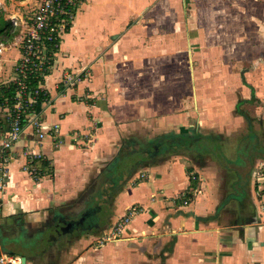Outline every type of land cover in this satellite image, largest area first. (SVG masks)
Segmentation results:
<instances>
[{
    "label": "crops",
    "instance_id": "obj_1",
    "mask_svg": "<svg viewBox=\"0 0 264 264\" xmlns=\"http://www.w3.org/2000/svg\"><path fill=\"white\" fill-rule=\"evenodd\" d=\"M93 1L80 14L77 26L64 36L55 66L44 80L49 103H42L35 113L28 115L22 137L14 147L15 158L8 166L9 177L3 176L0 164V216H16L21 228L33 226L37 235L31 239L36 243L45 239L54 243V247L30 258L31 261L27 256V263L264 264V195L261 194L264 183H258L255 170L246 162L243 152H238L232 160L236 148L229 153L225 142L215 148L214 154L181 152L130 173L118 187L114 203V195L110 196L113 218L116 223L134 205L143 207V211L113 241L97 244L96 240L109 231L108 227H102V222L88 230L73 226L60 230L64 224H71L75 214L81 217L91 209L99 201V194L106 198V188L102 187L103 182L110 185L111 179L105 173L111 166H116L129 150L146 148L152 140L141 142L145 147L136 145L130 140L137 137L134 133L153 132V127L157 131L170 129L159 120L153 121L164 108L154 100L153 90L147 96L138 89L137 76L132 75L130 68L121 71V62L125 60L120 53L122 46L112 45L110 41L106 44L104 28L95 30V39L88 38V31L100 28L95 27L101 19V13L95 11L99 6L97 1L128 6L136 2L132 4L135 6L138 0ZM132 38L127 56L134 57L131 65L138 68L137 62L143 55L147 59L149 52L143 54ZM16 40L8 44L0 39L4 46L0 74L12 68V73L3 74L6 78L0 79V84H7L16 76V65L22 58L19 37ZM66 68L78 73L87 69L89 74L74 89L63 85L60 88ZM146 83L153 85L150 78ZM244 92L246 99L248 88ZM163 98L167 100L166 95ZM35 118L43 122L47 133L40 141L32 125ZM54 125L60 127L57 137ZM214 128L216 133L222 132L217 136L220 140L228 136L224 133L238 132V125L228 126L227 132L217 125ZM8 130L7 109L0 106V143ZM195 135L217 139L201 133ZM30 149L43 153L51 162L50 172L38 181L27 170ZM254 163V168H259L264 164V156L256 157ZM244 166L246 170L242 169ZM188 169L195 170L197 181L188 175ZM185 200L189 203L185 204ZM106 201L107 198L102 204L109 206ZM45 228L49 229L46 238L40 236ZM38 260L42 262L37 263Z\"/></svg>",
    "mask_w": 264,
    "mask_h": 264
},
{
    "label": "rangeland",
    "instance_id": "obj_2",
    "mask_svg": "<svg viewBox=\"0 0 264 264\" xmlns=\"http://www.w3.org/2000/svg\"><path fill=\"white\" fill-rule=\"evenodd\" d=\"M1 1L0 19L10 22L11 14L33 15L40 0ZM90 2L94 3L93 0H79L66 34L71 33L77 26L81 20L80 14L86 11ZM97 3L99 6L95 11L97 14L101 13V19L95 27L100 28L88 31V38L95 39V30L104 28L103 40H106V44L110 41L112 45L122 46L120 53L125 60L121 62V71L125 72L126 68H130L132 75L137 76L138 89L147 93V96H150L149 92L153 90L152 96L156 103L164 106L157 116L153 117V121L170 127L169 130L157 131L158 129L153 127V132H137L134 133L137 137H130V140L141 146V142H147L145 139H152L147 143L150 146L151 143L157 145L162 138L169 139L184 134L194 137L195 133H201L217 138L215 145L218 147L225 142L229 153L236 148L232 159L234 160L238 152H244L250 143L247 137L252 131L257 135L253 140L256 142V148L254 143H250L251 150L244 159L253 167L255 173L258 169L254 168L256 164H253V161L256 157L264 156V0L261 4L259 0H147L146 3L145 0H138L136 8L132 5L136 2H131L130 6L126 3ZM130 8L132 9L129 10ZM0 29L6 30V33L0 32V39L10 44L17 42L16 37L21 34L22 27L4 23L0 25ZM130 38L134 45L136 43L141 48L143 54L149 52L147 59L143 55L137 62L138 68L131 65L134 57L131 59L127 56ZM10 71L12 73V68L5 69L0 74V79H5L3 74ZM147 78L153 82L152 86L146 83ZM242 84L245 86H241ZM247 88L249 95L244 99V91ZM165 95L166 101L163 98ZM183 114L185 117H182ZM193 123L195 125L191 126ZM214 125L225 129V132L228 131V126L238 125V132L224 133L228 136L220 140L217 136L222 132L213 131ZM143 128L146 126L139 130ZM215 148L213 149L216 150ZM222 150L218 148V151ZM172 155L175 154L160 155L157 161L163 158L166 160L165 157L168 156L170 159ZM262 166L264 164L260 165ZM246 168L244 166L242 169ZM187 173L190 177L197 174L193 169H188ZM103 184L102 188H106V198L110 205L102 204L104 212L101 220L102 227H108L109 231L96 240L98 245L114 239L112 232L116 220L113 218V203L119 194L118 191L110 193V185L104 182ZM99 195L102 197H98L99 200L106 199L103 194ZM113 195L112 203L110 196ZM137 207L140 211L136 215L143 211V207ZM77 215L70 218L78 220L80 215L79 218ZM129 215L130 209L120 219L121 222ZM16 220V216H0V251L4 252L3 249L8 248L28 256L31 261L30 258L45 254L54 247V243L46 239L36 243L33 239L37 231L32 230L33 226L21 228ZM46 229L40 236H48L49 229ZM41 262L42 260H38L37 263Z\"/></svg>",
    "mask_w": 264,
    "mask_h": 264
},
{
    "label": "built area",
    "instance_id": "obj_3",
    "mask_svg": "<svg viewBox=\"0 0 264 264\" xmlns=\"http://www.w3.org/2000/svg\"><path fill=\"white\" fill-rule=\"evenodd\" d=\"M79 0H40L38 6L31 16L22 14H11L9 19L13 27H22L19 35L21 43L22 58L16 65V76L12 80L17 85L16 103L14 109H7V118L9 122V130L0 143V164L3 167V176L9 177L8 166L15 158L14 147L21 139L25 130L26 120L29 113L27 106L35 103V100L41 95H45L43 103H49V91L44 88V82L39 83L36 89H31L29 78L36 74H43L52 70L55 66L57 53L61 50V45L68 29L73 13L77 10ZM36 4V5H37ZM2 2L0 0V6ZM4 46L0 43V55L3 53ZM50 50L52 51L50 53ZM85 74L89 71L83 69L78 72L65 70L59 87L62 85L66 89H74L79 82L85 79ZM38 141L43 140L47 133L44 129L43 122L35 118L32 120ZM59 125L53 126L54 136L57 137L60 133ZM29 163L27 170L30 176L38 181L41 180L51 170V162L43 153L36 152L32 149L27 152ZM48 162L47 169L43 171L41 162ZM50 168V170H49ZM256 175L258 183H264V166L257 168ZM144 176V175H142ZM196 175L191 176L192 179H197ZM264 193V190L261 194ZM188 204V200L184 201ZM140 208L133 206L130 208V215L115 223V228L112 232L113 238H117L128 227L132 218L138 213ZM0 264H29L24 263L23 256L15 253L0 252Z\"/></svg>",
    "mask_w": 264,
    "mask_h": 264
},
{
    "label": "trees",
    "instance_id": "obj_4",
    "mask_svg": "<svg viewBox=\"0 0 264 264\" xmlns=\"http://www.w3.org/2000/svg\"><path fill=\"white\" fill-rule=\"evenodd\" d=\"M7 23L11 25L10 22L5 21L3 18L0 19V25ZM4 32L5 30H1L0 32ZM52 51L50 50V53ZM46 75L50 74V71L45 72ZM45 78L43 74H36L35 76H31L29 78V84L31 89H36L39 86L40 81L44 82ZM17 85L15 82L11 81L7 84H0V106L9 109H14V104L16 103V92ZM45 99V95L41 94L36 100L35 103L29 104L27 106L29 113H35L39 107L43 103ZM252 130V128H251ZM257 138V135L254 132H250V135L247 137V140L250 139V143H254V148H256V142L253 141ZM250 143L247 144L246 149H244L243 154L247 155L249 150H251ZM216 141L213 138L203 137L199 135H195L194 137L185 136H173L172 138H162L159 139V143L157 145H152L146 148H134L129 150L127 155H123L120 161L116 164V166H111L107 170L106 178L108 177L111 179V192L118 191V187L124 183L126 178L136 172L138 168L141 166H147L149 163H156L158 157L161 155H165L167 153L171 154H179L181 152H199V153H215L214 147L217 148L215 145ZM241 157V156H240ZM242 158V157H241ZM132 159L131 164L127 160ZM41 166L43 171L47 169L48 162H41ZM131 173V174H130ZM99 198H102L99 195ZM109 202V201H106ZM102 203L103 200H99L94 204V206L85 212L78 220L76 221L77 224L73 228H78L81 230H88L92 229L99 225L101 220L102 214ZM83 217V218H82ZM6 252L15 253L13 250L5 248ZM16 254V253H15Z\"/></svg>",
    "mask_w": 264,
    "mask_h": 264
},
{
    "label": "water",
    "instance_id": "obj_5",
    "mask_svg": "<svg viewBox=\"0 0 264 264\" xmlns=\"http://www.w3.org/2000/svg\"><path fill=\"white\" fill-rule=\"evenodd\" d=\"M59 227H60V226H59ZM70 227H71L70 224H64L63 226L60 227V230L63 229V230L66 231V230H68ZM23 261H24V263H27V261H28L27 256L23 255Z\"/></svg>",
    "mask_w": 264,
    "mask_h": 264
},
{
    "label": "flooded vegetation",
    "instance_id": "obj_6",
    "mask_svg": "<svg viewBox=\"0 0 264 264\" xmlns=\"http://www.w3.org/2000/svg\"><path fill=\"white\" fill-rule=\"evenodd\" d=\"M76 221H79V220H72V221H71V224H70L71 227H72V226H73V227L76 226V224H77ZM57 228H58V226H57ZM53 230H55V229H53ZM0 252H1V251H0Z\"/></svg>",
    "mask_w": 264,
    "mask_h": 264
}]
</instances>
